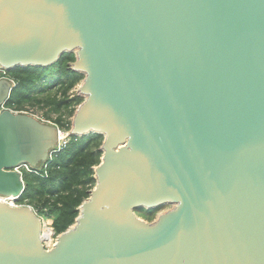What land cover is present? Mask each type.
Listing matches in <instances>:
<instances>
[{"label": "water", "instance_id": "95a60500", "mask_svg": "<svg viewBox=\"0 0 264 264\" xmlns=\"http://www.w3.org/2000/svg\"><path fill=\"white\" fill-rule=\"evenodd\" d=\"M68 54L69 136L104 137L96 185L50 250L32 206L0 202V264H264V0H0L1 68ZM14 89L0 80V197L19 203L17 169L58 132L6 108Z\"/></svg>", "mask_w": 264, "mask_h": 264}, {"label": "trees", "instance_id": "16d2710c", "mask_svg": "<svg viewBox=\"0 0 264 264\" xmlns=\"http://www.w3.org/2000/svg\"><path fill=\"white\" fill-rule=\"evenodd\" d=\"M75 59V54H68L49 68L18 67L7 71L15 89L5 107L17 112L33 107L47 110L48 120L70 131L72 117L84 100L74 90L84 76L69 69ZM103 140L99 134L71 136L46 169L38 173L24 170L26 189L20 203L44 214L56 235L75 223L79 207L96 185L95 168L101 163ZM158 212L159 209H143L138 216L152 221Z\"/></svg>", "mask_w": 264, "mask_h": 264}, {"label": "built area", "instance_id": "2783aa9c", "mask_svg": "<svg viewBox=\"0 0 264 264\" xmlns=\"http://www.w3.org/2000/svg\"><path fill=\"white\" fill-rule=\"evenodd\" d=\"M1 79H8V80H10L15 85L14 81L10 77L7 76V71L0 67V80ZM15 112H17V111H15ZM23 113H26V112H23ZM34 117H36V116H34ZM36 118L38 120H40L41 122H43V123H46V124H49V125H53V126H55L57 128V132H58V143H57V147L54 148L50 152V154L48 156V160L44 164H42L40 167H38V168H32V167H30L28 165H24V166H21L20 168H18L17 170L20 171L22 175H24V170L25 171H28L30 173H38V170H40V169H46L47 166H48V163L52 160L53 155L55 153L59 152L63 148V146L68 142V140L71 137V136H69V131H65V130L59 128L56 124H54L52 122L45 121L44 119H40L38 117H36ZM0 198L6 199V201H3V202L8 203L10 205L22 206L20 204V202L19 203H14L12 201V199H7V198H4V197H0ZM35 212L42 219V225H43V229H42V239H43L44 246H45V248L47 250H50V249H52L54 247V245L57 242V235L55 234L53 227H51L49 225L47 217L44 214H42L43 216H41V214H39L37 212V210H35ZM45 229H49L51 231L50 236L49 235L47 236L45 234Z\"/></svg>", "mask_w": 264, "mask_h": 264}, {"label": "rangeland", "instance_id": "374dc122", "mask_svg": "<svg viewBox=\"0 0 264 264\" xmlns=\"http://www.w3.org/2000/svg\"><path fill=\"white\" fill-rule=\"evenodd\" d=\"M77 87L74 89L75 91H77ZM23 112H26L27 114L34 115V116H36V117H38L40 119H44L45 121L52 122L51 120H48V118L46 117L47 110H41V109H39L37 107H33V108H29L27 111H23ZM21 205H24V204H21ZM170 208H171L170 206H166L163 209H159V212L158 213L164 212V211H166V210H168ZM158 213H157V215H158ZM157 215L152 218L153 219L152 221H154L157 218ZM41 216H43V215L41 214ZM141 218L144 219V220H147V219H145L143 217H141ZM152 221H149V222H152Z\"/></svg>", "mask_w": 264, "mask_h": 264}, {"label": "bare ground", "instance_id": "6f19581e", "mask_svg": "<svg viewBox=\"0 0 264 264\" xmlns=\"http://www.w3.org/2000/svg\"><path fill=\"white\" fill-rule=\"evenodd\" d=\"M3 201H6V199H2V198H0V202H3ZM45 234L48 236H50V234H51V231L49 230V229H45Z\"/></svg>", "mask_w": 264, "mask_h": 264}]
</instances>
